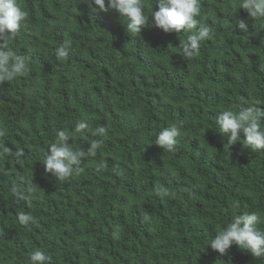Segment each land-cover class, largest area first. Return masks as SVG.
I'll use <instances>...</instances> for the list:
<instances>
[{
  "label": "trees",
  "instance_id": "16d2710c",
  "mask_svg": "<svg viewBox=\"0 0 264 264\" xmlns=\"http://www.w3.org/2000/svg\"><path fill=\"white\" fill-rule=\"evenodd\" d=\"M19 2L28 18L10 49L29 71L0 85V264H28L36 249L51 264H264L208 245L233 214L264 216V152L228 147L215 123L241 104L264 108V19L239 9L242 30L238 0H201L214 35L185 58L187 33L134 37L115 12L87 3ZM65 40L70 54L58 60ZM81 121L88 128L76 133ZM174 125L176 150L154 145ZM58 130L84 151V172L62 182L42 163ZM22 212L35 222L21 224Z\"/></svg>",
  "mask_w": 264,
  "mask_h": 264
},
{
  "label": "clouds",
  "instance_id": "9594fccd",
  "mask_svg": "<svg viewBox=\"0 0 264 264\" xmlns=\"http://www.w3.org/2000/svg\"><path fill=\"white\" fill-rule=\"evenodd\" d=\"M74 3H87L93 11L115 12L120 21L126 20V32L134 37L140 36L145 28L156 27L165 33H187L186 40L180 41L185 58H193L199 54L202 42L212 38L213 30L202 14L201 0H155L154 6L148 8L145 0H73ZM158 6V10H155ZM244 9L253 20L264 19V0H238L232 16L234 23L240 29L246 30L245 19L237 16L238 10ZM151 17V23L149 18ZM28 12L21 6L19 0H0V85L5 81H13L28 74L29 67L24 55L10 49V44L16 39L25 26ZM124 28L125 25L123 24ZM70 42L65 40L56 49V58H67L70 54ZM264 70V68H262ZM264 108L255 105L239 106L238 112L231 109L223 110L216 116L215 123L218 132L227 137L228 147L240 141L245 148L254 153L264 152ZM88 128L85 121L76 125L75 132L83 133ZM95 135L104 136L107 129L100 126L95 129ZM243 139L241 140V136ZM181 136V126H169L156 133L154 145L162 150H176L178 138ZM69 140L72 136L58 130L56 141L49 145L42 163L45 171L51 173L58 182L67 181L73 176L84 172L83 150H74ZM99 147L93 143L88 148L92 155ZM13 192L19 199H24V193ZM159 194V193H158ZM166 195V191L163 193ZM18 221L23 225L34 223L31 214L20 213ZM264 223V216L256 211H243L233 214L226 226L216 232L208 244L220 254H224L233 245L251 253L256 258H264V230L259 225ZM118 233L114 232V237ZM52 257L45 251L36 249L29 254L28 264H51Z\"/></svg>",
  "mask_w": 264,
  "mask_h": 264
},
{
  "label": "bare ground",
  "instance_id": "6f19581e",
  "mask_svg": "<svg viewBox=\"0 0 264 264\" xmlns=\"http://www.w3.org/2000/svg\"><path fill=\"white\" fill-rule=\"evenodd\" d=\"M210 188V187H209ZM206 192V191H205ZM209 197V196H208Z\"/></svg>",
  "mask_w": 264,
  "mask_h": 264
}]
</instances>
